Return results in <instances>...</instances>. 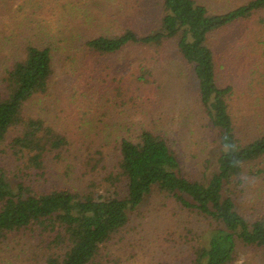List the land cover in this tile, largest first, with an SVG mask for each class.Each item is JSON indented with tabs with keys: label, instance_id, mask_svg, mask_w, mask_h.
<instances>
[{
	"label": "trees",
	"instance_id": "16d2710c",
	"mask_svg": "<svg viewBox=\"0 0 264 264\" xmlns=\"http://www.w3.org/2000/svg\"><path fill=\"white\" fill-rule=\"evenodd\" d=\"M100 2H106L103 16H114L115 22L88 14L90 19H76L85 15L79 1L67 13L74 19L60 14L58 20L26 21L10 0H0V16L14 18L0 22V244L12 233L25 232L37 240L17 254L18 264H91L128 225L130 213L158 191L213 221L207 244L195 248L189 264H232L241 244L264 251V196L253 198L255 212L247 215L231 187L249 175L264 177V133L245 144L237 137L229 99L233 86L219 83L212 41L218 31L264 11V0H248L225 12L203 0ZM260 23L264 29V17ZM171 43L192 66L202 107L220 131L223 149L209 180L185 172L166 135L144 129L113 141L105 138L99 147L97 138L74 141L45 115L51 96L61 95L52 87L63 59L69 63L65 69L92 77L106 66L104 59L133 49L142 59L137 81L149 82L148 67L162 60ZM258 45L264 51V38ZM12 161L15 168L8 165ZM55 162L64 164L66 178L89 180L85 188L48 184L56 178ZM7 260L16 264L12 257Z\"/></svg>",
	"mask_w": 264,
	"mask_h": 264
},
{
	"label": "rangeland",
	"instance_id": "374dc122",
	"mask_svg": "<svg viewBox=\"0 0 264 264\" xmlns=\"http://www.w3.org/2000/svg\"><path fill=\"white\" fill-rule=\"evenodd\" d=\"M78 1L79 12L85 15L76 19H90L88 14L92 20L116 21L114 16H103L107 9L106 2L103 6L101 0H10V4L26 21L37 18L52 21L58 20L60 14H64L63 20L74 19L68 14L74 12ZM203 1L211 9L225 12L248 0ZM262 17L264 11L218 31L212 40L218 53L219 83L233 86L230 107L236 135L243 144L264 133V51L260 49L263 46L258 45L264 38ZM13 20V17L0 16L3 24ZM139 57L135 50L126 49L109 60L104 59L106 66L92 77L65 69L69 63L63 59L56 69L52 87L53 94L61 95L58 100L51 96L53 105L45 115L74 141L97 138L99 147L105 138L113 141L118 135L134 136L144 129L166 135L185 172L193 179L209 180L223 148L220 131L213 126L200 102L192 66L185 63L171 43L162 60L148 67L152 72L144 76L149 82H141L137 81L142 75ZM72 150L77 152V146ZM70 159L75 161L73 155ZM9 163L11 167L16 166L13 161ZM52 165L56 178L51 177L48 184L78 189L87 185L89 180L66 178L63 163ZM231 187L245 203L247 208L242 209L246 214H254L252 200L259 194L264 196V177L249 175L242 183L236 179ZM106 189L115 192L111 187ZM212 224L213 221L194 209L154 191L130 213L128 225L102 246L91 264H189L195 248L207 244ZM31 238L25 232L12 233L5 238L0 244V264H11L7 260L10 257L18 264L17 254L37 240ZM236 256L232 264H264V251L255 247L241 244Z\"/></svg>",
	"mask_w": 264,
	"mask_h": 264
}]
</instances>
